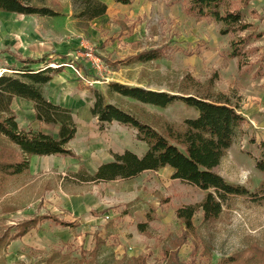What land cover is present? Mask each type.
Here are the masks:
<instances>
[{
    "label": "rangeland",
    "instance_id": "374dc122",
    "mask_svg": "<svg viewBox=\"0 0 264 264\" xmlns=\"http://www.w3.org/2000/svg\"><path fill=\"white\" fill-rule=\"evenodd\" d=\"M102 1L107 14L87 28L77 26L71 0L48 1L63 14L56 19L0 12V74L19 65L17 55L39 59L50 53L59 62L71 60L46 85L45 95L74 107L80 126L69 145L77 157L32 158L28 175L10 183L0 198V238L46 215L74 226L40 222L2 247L0 264H264V172L256 168L264 158V0H227L223 12H240L250 25L239 35H222V24L190 15L192 0ZM239 38L248 40L244 55L232 58ZM151 51L160 58L131 61ZM88 53L100 59V69L92 67ZM108 81L173 94L226 93L246 120L215 170L255 196L230 197L216 221L205 222L199 210L194 231L186 232L177 210L201 203L208 192L172 179L169 167L130 181H64L82 164L94 173L115 152L147 150L133 129L117 122L100 128L86 100L95 88L160 129L197 115L182 101L162 108L109 94ZM12 107L23 128L37 125L30 102L17 98ZM149 216L153 221L141 233L138 225Z\"/></svg>",
    "mask_w": 264,
    "mask_h": 264
},
{
    "label": "trees",
    "instance_id": "16d2710c",
    "mask_svg": "<svg viewBox=\"0 0 264 264\" xmlns=\"http://www.w3.org/2000/svg\"><path fill=\"white\" fill-rule=\"evenodd\" d=\"M48 1L0 0V12L46 19L62 17L63 14L49 5ZM71 3L77 26L82 28H87L108 12V5L102 0H71ZM226 4L227 0H192L188 13L198 19L222 24V35H239L248 31L250 25L245 23L240 12H223ZM239 39L240 48L235 46V42L232 43V58L244 55L243 47L248 40ZM54 58L50 53L39 59L17 55L15 59L20 66L12 65L11 73L0 74V198L10 183L28 175L34 156H78L69 146L78 132L73 109L55 103L45 95L46 85L71 63L68 56L63 59H68L70 63L59 62ZM159 58L158 52L151 51L137 55L131 61L148 63ZM85 71L87 76H91L89 69ZM108 92L162 108L182 101L195 109L197 115L186 118L180 126L166 123L160 129L131 111L107 101L104 93L95 88L94 96H88L86 100L91 103V113L97 118L100 128L103 130L107 125L117 122L133 129L136 140L146 144L147 150L142 155L129 149L115 152L114 159L102 162L94 173L82 164L78 170L69 171L64 181L76 184L130 181L145 171L169 167L173 170L172 179L208 192L201 203L177 210V217L183 221L186 232L194 231V218L199 210L203 212L205 222L216 221L223 214L224 205L230 197L255 196L243 186L228 183L215 170L234 144L246 120L226 93L210 90L204 95L173 94L115 81H108ZM16 98L32 102L35 119L57 126V135L32 127H21L12 107ZM256 168L264 172V158L256 161ZM149 217L148 222L138 225L141 233H146L149 223L153 221L152 216ZM46 220L65 227L74 226L51 215L31 219L17 225L12 236L4 234L0 238V250Z\"/></svg>",
    "mask_w": 264,
    "mask_h": 264
},
{
    "label": "crops",
    "instance_id": "0c3cea01",
    "mask_svg": "<svg viewBox=\"0 0 264 264\" xmlns=\"http://www.w3.org/2000/svg\"><path fill=\"white\" fill-rule=\"evenodd\" d=\"M56 77V76H55ZM55 79V78H54ZM53 79V80H54ZM52 80V81H53ZM51 81V82H52ZM50 82V83H51ZM46 88V87H45ZM17 99V98H16ZM18 99H20V98H18ZM51 101H53V102H55V103H59L58 101L56 102V100L54 101V100H51ZM27 102H30V101H27ZM31 104H32V106H33V103L32 102H30ZM62 103V102H61ZM60 103V104H61ZM64 106H66V105H64ZM69 107V106H68ZM70 108H72L73 109V113H74V115H75V119L77 120L78 119V116H77V118H76V113H75V108L74 107H72V106H70ZM88 108L90 109V112H91V103H89L88 102ZM79 120V119H78ZM38 123H37V125L36 124H33L31 127L33 128V129H35V130H42L43 132H45V133H48V134H53V135H57V132H58V127L57 126H55L54 124H51V123H44V122H39V121H37ZM42 123V125H40ZM20 124V123H19ZM77 124H78V132H77V135H78V133H79V130H80V126H79V123L77 122ZM21 126V125H20ZM22 127V126H21ZM76 139V138H75ZM74 139V140H75ZM74 140H72L70 143H69V145H71L72 144V142L74 141ZM55 157V158H54ZM54 157H47V156H34L33 158H54V159H58V158H60V156H54ZM100 164H98L96 167H95V171L97 170V168H98V166H99ZM94 171V172H95Z\"/></svg>",
    "mask_w": 264,
    "mask_h": 264
},
{
    "label": "built area",
    "instance_id": "2783aa9c",
    "mask_svg": "<svg viewBox=\"0 0 264 264\" xmlns=\"http://www.w3.org/2000/svg\"><path fill=\"white\" fill-rule=\"evenodd\" d=\"M86 57L88 59H90L89 61H90V63H91V65H92L93 68H97V69H100L101 68V65H100L101 61H100V59L94 58L92 56V54H89V53L86 54Z\"/></svg>",
    "mask_w": 264,
    "mask_h": 264
}]
</instances>
